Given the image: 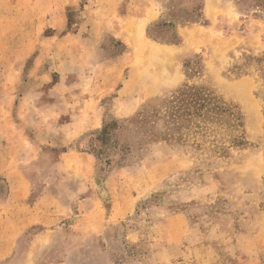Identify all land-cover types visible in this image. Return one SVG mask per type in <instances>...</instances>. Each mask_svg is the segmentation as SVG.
Masks as SVG:
<instances>
[{
	"label": "rangeland",
	"instance_id": "rangeland-1",
	"mask_svg": "<svg viewBox=\"0 0 264 264\" xmlns=\"http://www.w3.org/2000/svg\"><path fill=\"white\" fill-rule=\"evenodd\" d=\"M0 264H264V0H0Z\"/></svg>",
	"mask_w": 264,
	"mask_h": 264
},
{
	"label": "trees",
	"instance_id": "trees-1",
	"mask_svg": "<svg viewBox=\"0 0 264 264\" xmlns=\"http://www.w3.org/2000/svg\"><path fill=\"white\" fill-rule=\"evenodd\" d=\"M176 102L180 101L189 116H202V120H209V117H221L224 112L234 114L223 103H221L214 95L201 88H185L179 96L175 97ZM220 121V120H218Z\"/></svg>",
	"mask_w": 264,
	"mask_h": 264
}]
</instances>
